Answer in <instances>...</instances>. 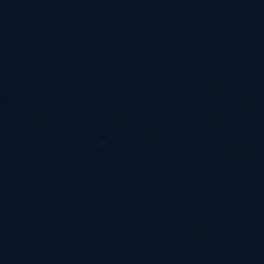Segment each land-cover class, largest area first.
<instances>
[{"label":"water","instance_id":"95a60500","mask_svg":"<svg viewBox=\"0 0 264 264\" xmlns=\"http://www.w3.org/2000/svg\"><path fill=\"white\" fill-rule=\"evenodd\" d=\"M0 264H264V0H0Z\"/></svg>","mask_w":264,"mask_h":264}]
</instances>
